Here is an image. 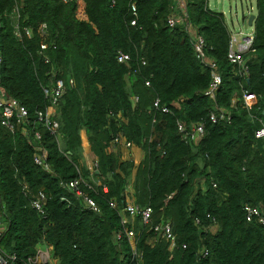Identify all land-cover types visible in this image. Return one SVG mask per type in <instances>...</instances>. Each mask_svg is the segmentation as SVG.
Returning <instances> with one entry per match:
<instances>
[{
	"label": "trees",
	"instance_id": "16d2710c",
	"mask_svg": "<svg viewBox=\"0 0 264 264\" xmlns=\"http://www.w3.org/2000/svg\"><path fill=\"white\" fill-rule=\"evenodd\" d=\"M256 6L249 76L242 80L229 63L225 16L212 11L209 0H185L186 21L174 28L168 19L181 14L177 0H0L2 89L30 112L32 135L12 133L0 120V246L17 256L12 264H33L40 247L58 264H264V225L248 222L244 211L245 205L264 211V139L255 134L264 125V0ZM16 10L22 30H33L22 41L15 36ZM189 23L223 75L215 101L204 96L211 71L196 58ZM120 52L131 61L119 63ZM56 77L66 83L52 107L57 139L33 124L37 111L51 107L44 88ZM243 91L258 98L251 111L233 104ZM217 111L231 121L213 124ZM178 122L204 124L201 143H185ZM36 131L50 170L34 161ZM82 132L98 165L93 176ZM119 134L144 152L140 165L107 152ZM79 167L92 187V178L102 182L96 192L84 187L100 213L83 209L65 186ZM130 185L137 205L153 210L150 224L135 222L140 260L126 236L115 239ZM39 192L46 196L44 213L33 206ZM161 221H169L176 236L172 252L166 240L151 244Z\"/></svg>",
	"mask_w": 264,
	"mask_h": 264
},
{
	"label": "built area",
	"instance_id": "2783aa9c",
	"mask_svg": "<svg viewBox=\"0 0 264 264\" xmlns=\"http://www.w3.org/2000/svg\"><path fill=\"white\" fill-rule=\"evenodd\" d=\"M64 3L70 2V0H62ZM185 14V0H182ZM180 10V9H179ZM132 11L136 14L137 10L135 6H132ZM15 17V36L22 41L25 36L32 37V29H24L22 30L19 25V15L16 10L14 13ZM182 18H186V16L180 17L178 14H173L168 19V24L170 27L174 28L179 24H183L185 20ZM18 21V22H17ZM132 26L137 25L136 19L131 22ZM47 26L44 25L42 27V32H45ZM186 29L189 35L192 38V46L196 55L197 60L207 69L211 71V84L209 89L204 93V96L211 99L212 101L216 100L217 93L223 84V75L221 74L218 64L208 56V47L205 39L196 33L189 23L186 26ZM231 40L229 47V63L233 66L234 70L237 74H239L242 80L247 79L249 76V58L248 54L253 48L255 41V30L254 28L250 32H244L242 29L240 30H231L229 28ZM49 61L48 59L46 60ZM131 61V57L125 53L120 52L118 55V62L121 64H127ZM2 64V58L0 55V66ZM144 65H146L144 63ZM69 84L74 87L76 85L74 79L69 81ZM146 86L150 87V83L147 82ZM66 92V83L64 79L55 78L54 81L47 85L44 88V93L46 97L51 99V107L46 110H39L36 112V119L34 121V125L36 123L42 125L46 128L52 137L56 139L60 136V124L57 120V113H55L52 109L53 106H57L59 100L64 96ZM139 98L136 97L134 102L137 103ZM258 98L246 91L242 92V95L239 98H235L233 101L234 106L238 103L241 107L245 108L247 111H251V109L257 104ZM159 101L155 103V106L158 107ZM171 110L169 108H164L163 113L169 114ZM121 118V116H119ZM0 120L2 126H4L7 130L12 133H16V131L22 132V134L30 138L31 132L29 130V126L31 124V114L30 112L22 105H20L15 99L7 96L2 89V78L0 76ZM124 121V120H123ZM210 121L213 124H218L220 122H229L231 121V117L226 115L223 111L213 112L210 115ZM261 124H263L262 120H259ZM177 130L179 134L182 136V139L187 144L199 145L205 136V127L204 124L201 123H193L187 125L184 122L177 123ZM256 138L258 140L264 139V125L256 131ZM35 142V158L34 161L36 165L42 167L45 170H50L49 165L47 164L48 152L44 147L40 144L42 140V134L38 131L33 135ZM136 146H134L131 142H129L122 134H119L111 143L108 148V153L119 154L123 161L133 160L129 157L130 151H132ZM134 161V160H133ZM135 162V161H134ZM137 165V161L135 162ZM140 165V163L138 164ZM137 165V166H138ZM98 165L94 163L93 167L90 168L91 175L96 172H99L96 168ZM78 177L68 184H66V188L73 194L74 198H76L83 209H87L89 211H93L94 213H100L101 208L97 201L90 196L88 192L84 190V187L90 189L92 192H96V188L102 186V182L99 179H93L92 182L96 187H92L89 183L85 182L83 178V171L79 167L78 168ZM98 174V173H97ZM216 187V185H214ZM103 192L107 193L108 188L104 186ZM135 192L133 190L132 185L128 187L126 192L124 193L125 197V207L122 210V230L115 234L116 241H121V239L126 236L129 243L132 246L134 257L140 260L142 255L138 253L136 250L137 244V235L135 232V222L137 218H141L144 224H150L153 210L151 208H141L137 205L136 198L134 196ZM68 201V200H66ZM46 202V196L43 192H39L37 197L33 200V206L40 212L44 213L43 206ZM110 207L113 209H117L118 204L116 200L110 201ZM244 211L246 214V220L248 222H257L264 225V211L260 208L253 207L252 205H245ZM197 223H199L197 221ZM214 226H212L211 230H216V221L213 220ZM155 237L152 239L151 244L154 245L160 240H166L169 243V250L172 252L176 248V236L174 234L172 225L169 221H161L158 225L154 227ZM5 231V225L3 224V220L0 218V239L2 238L3 232ZM207 250L201 251L202 257L208 256ZM51 251L49 248H45L39 250L37 257L34 260H30L31 263H48L52 262ZM17 259L16 255L8 254L5 252L0 246V264H12ZM58 264V263H57Z\"/></svg>",
	"mask_w": 264,
	"mask_h": 264
},
{
	"label": "rangeland",
	"instance_id": "374dc122",
	"mask_svg": "<svg viewBox=\"0 0 264 264\" xmlns=\"http://www.w3.org/2000/svg\"><path fill=\"white\" fill-rule=\"evenodd\" d=\"M177 1L178 8L181 10L180 17H182L184 11L183 3L182 0ZM209 6L212 11L224 14L226 23L231 30L242 29L244 32H250L252 30V27L248 25V22L244 20V17L248 16V13L251 11V8H253L252 12L255 14L257 10L256 0H209ZM84 158L85 164L89 168H92L94 165V161L87 144L85 145ZM144 158V152L140 150L137 159V165L139 163L141 164ZM43 248L44 247H40V249ZM51 260L53 264H57L55 260Z\"/></svg>",
	"mask_w": 264,
	"mask_h": 264
},
{
	"label": "crops",
	"instance_id": "0c3cea01",
	"mask_svg": "<svg viewBox=\"0 0 264 264\" xmlns=\"http://www.w3.org/2000/svg\"><path fill=\"white\" fill-rule=\"evenodd\" d=\"M252 9L253 8H251V11L248 13V16L247 17H244V20H246L247 22H248V20H249V17L251 16V15H257V10H256V12H255V14L252 12ZM243 20V21H244ZM249 25V24H248ZM253 28V27H252ZM82 140H83V148H84V150H85V145L87 144L88 145V148H89V151L91 152V148H90V145H89V142H88V139H87V136H86V133L84 132H82ZM140 148H138V147H135L132 151H130V153H129V157L131 158V159H133L135 162L137 161V159H138V156H139V152H140ZM135 158V159H134ZM57 262V261H56Z\"/></svg>",
	"mask_w": 264,
	"mask_h": 264
},
{
	"label": "water",
	"instance_id": "95a60500",
	"mask_svg": "<svg viewBox=\"0 0 264 264\" xmlns=\"http://www.w3.org/2000/svg\"><path fill=\"white\" fill-rule=\"evenodd\" d=\"M255 18H256L255 15H251V16L249 17V20H248V24H249V26H252V25H253ZM248 81H249V80H248ZM97 173H99V172H97Z\"/></svg>",
	"mask_w": 264,
	"mask_h": 264
},
{
	"label": "clouds",
	"instance_id": "9594fccd",
	"mask_svg": "<svg viewBox=\"0 0 264 264\" xmlns=\"http://www.w3.org/2000/svg\"><path fill=\"white\" fill-rule=\"evenodd\" d=\"M255 16H256V15H255ZM255 19H256V18H255ZM253 25H254V23H253ZM253 25H252L251 27H253ZM253 28H254V27H253ZM253 28H252V29H253Z\"/></svg>",
	"mask_w": 264,
	"mask_h": 264
}]
</instances>
